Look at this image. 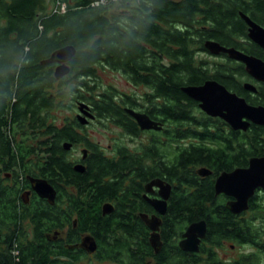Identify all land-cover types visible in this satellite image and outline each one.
<instances>
[{"label":"trees","instance_id":"16d2710c","mask_svg":"<svg viewBox=\"0 0 264 264\" xmlns=\"http://www.w3.org/2000/svg\"><path fill=\"white\" fill-rule=\"evenodd\" d=\"M93 2L0 0V264H78L62 242L54 244L44 235L65 222L71 226L74 216L80 231L98 238L104 258L124 259L123 253L134 251L130 260L143 264L135 250L146 249L141 240L146 230L135 208L123 204L104 216L101 203L124 187L131 176L124 172L145 179L144 170L150 174L161 170L181 185L179 207L172 206L167 217V247L157 256L160 263L225 264L214 249L204 247L200 254L190 255L177 248L180 233L200 220L208 223L210 245L235 240L264 254V228L255 222V208L250 211L254 215L239 219L215 198L210 177L201 181L196 174L202 166L215 174L247 167L251 158L264 156V127L252 125L246 132L227 129L222 121L203 114L182 90L215 79L249 103L264 105V86L257 96L240 87L248 77L242 65L204 54V41L215 40L264 58V51L249 42L240 16L264 25V0H119L117 5L108 1L98 6ZM66 46L76 50L71 60L74 74L58 80L54 68L43 62ZM99 66L145 87L150 114L166 123L164 151L154 144L150 165L126 154L119 161L108 160L93 147L86 171L74 170L63 144L82 141L78 131L83 127L74 117L61 121L59 111L85 103L98 119L117 120L122 114L119 105L132 103L129 98L116 101L118 90L100 85ZM69 90L75 94L73 105L66 104ZM157 150L165 152L164 159L156 157ZM26 175L56 187L59 201L64 197L70 201L68 212L52 216L48 206L24 208ZM69 186L80 195L67 194ZM140 187L134 185L133 191ZM244 264L256 263L250 259Z\"/></svg>","mask_w":264,"mask_h":264},{"label":"flooded vegetation","instance_id":"af4514ba","mask_svg":"<svg viewBox=\"0 0 264 264\" xmlns=\"http://www.w3.org/2000/svg\"><path fill=\"white\" fill-rule=\"evenodd\" d=\"M248 17L251 19L250 16ZM251 20L264 29L263 24L258 23L253 19ZM243 21L247 25L249 42L256 45V47H258L260 50L264 51V48H262L261 46H259L258 44H256L249 38V25L244 19ZM207 41L206 40L204 41V46ZM211 41H215V40H211ZM228 48H235V47H228ZM239 51L244 54H247L243 50H239ZM204 54L208 57H213V58L216 57L218 59L222 58L220 56H223L225 57L223 58L224 60L225 59L231 60L230 62L232 63H237V64L242 65L248 77H247V80L241 82L240 87L247 93H250L254 96L260 95L261 87L264 86V81L256 79L253 76H251L247 72L246 65L244 63L240 61L232 60L226 54L212 55L208 50H207V53H204ZM250 56H254L264 63V58L262 56H259V55H250ZM45 62L46 61L43 62L44 65L50 66V67L52 66V68H54L53 73H54V77L56 78V75H55L56 70L59 66L62 65V63L60 62L45 63ZM71 63L72 62L67 63L71 69L70 73L60 79L58 78L56 79L61 80L71 74H74L72 72L73 70H72ZM122 76L124 75L122 74ZM208 81L218 82L219 84L224 86L230 93L235 94L239 98L244 99L250 106L257 107V108L258 107L264 108V105L262 104L253 105L249 103L246 97L240 95L235 90L228 88L226 85L222 84L221 82L215 79H208L203 84L195 85V86H203ZM247 84L254 86L256 91H251L247 89L246 88ZM134 87L135 89L130 90L128 93L124 91H119V90L115 91L116 101L122 102L124 98H129L130 102H132L131 104L124 105V106L119 105L122 110L121 118L116 116L117 120H112L111 118L110 119L109 118L98 119V115L94 111H91L90 109L91 114H93L95 118L93 120L90 119L89 124L82 126L83 128L78 131L79 134L81 135L82 141H80L77 145L73 144V147L71 148V150L68 151L70 152V158L72 160L71 162H73L72 164L74 167L77 164H83L85 165V167H87L86 161L92 154L93 147L104 158L108 160L119 161L123 157V154H126V155H130L131 157L135 156L137 158L143 159V162L146 165L148 164L150 165V162L153 161L150 156V148L154 147V144H157V146H159L158 148H160L161 151H164V144L166 140L165 139L166 123L163 122L158 117H155L154 115L150 114V111L148 110V102L145 101L144 99L145 95L149 93L148 90L142 86H134ZM194 101L198 103V107L203 114H205L206 116L210 118L218 119L222 121L223 123H225V128L231 129L234 132H237V131L246 132L244 130H234L224 119L220 117L209 116L206 112H204L201 109L200 102L196 100ZM77 108H78V113H76V117H75L76 119L78 115L80 114L79 107L77 106ZM130 111L140 114V115L147 116L152 122L162 125V129L161 130L142 129L137 118ZM94 123L106 129H113V133H112V136L109 138V144L107 145V147L103 146L100 143H94V142L88 141L85 134L82 133L85 131L88 125L94 124ZM252 125L264 127V125H257L251 122L248 130L250 129ZM87 143L89 144V146ZM160 150H157L156 157L158 159L159 158L164 159L165 152H163L164 153L163 155L160 152ZM79 151L81 154L80 156H78L79 153L78 155L75 154L76 152H79ZM84 151H86V155L83 154ZM84 156L86 157L84 158ZM263 157L264 156L254 157V158H263ZM250 161H249V164H250ZM249 164L247 167L246 166H241V167L235 166L231 170L230 169L221 170L219 174H215L213 170L207 169L206 166H202L196 169V174L198 175L201 181H204L210 177V181L213 184V189L215 192V198L219 199L220 203L230 213H232L236 217H239V219L244 216L245 217L249 216L251 208H255V209L258 208V210H261V209L264 210V188L262 187L257 188L254 192V195L249 198V201H248L249 209L248 210L235 214L231 212L230 207L232 206L233 203H236L238 199L233 196L227 195L225 193L217 194L216 185H217L218 179L220 178L222 174H232L236 170L246 169L249 167ZM144 172H146L145 179H141V178L139 179L138 175L137 177H134L130 171L124 172V174H131V176L127 177L124 180V184H123L124 187L118 193H116L114 197L111 198V200L104 201L101 203L102 213H103V208L106 205H110L112 207V212L106 215L103 214L104 216H109L113 214L115 210L119 206H122L123 204L126 205V208H129V209L135 208V216L136 218H139L144 230H146L144 233V236L141 238V240L143 241V245L146 247V249L145 250L136 249L135 254L141 256L143 264H163V263H160V259L157 256L161 255L164 252L165 248L167 247V239H166V233H165L167 217L169 215V210L172 206L179 207L180 200H181V185L176 179L167 178L161 170L151 171V174L149 171L147 172L146 170H144ZM6 177L8 179L12 178L10 174L7 175ZM31 178L35 179V177L31 175H26L25 177L27 183L25 181V187L21 195L22 206L24 208L26 207V209L31 210V208L33 206L35 207V205L48 206L49 212L52 214V216L53 215L58 216L60 215L62 211L64 213L68 212L67 207L71 205L70 201L69 200L67 201L68 198L64 197L62 201H59L58 198H59L60 191L58 192L56 187H54L53 185L52 186L56 191V198H55L54 203L49 202L47 199L41 198L33 190ZM40 179H43V178H40ZM139 184L141 185V187L139 188V191H133V186L135 185L138 187ZM65 190L67 194L69 195L72 194L77 197L78 195H80L79 192H77L76 188L73 186L66 187ZM78 205L82 206V203L78 202ZM161 211H164V212H161ZM115 221L119 222L121 220L116 219ZM147 221L149 222L152 221L153 225H158V229L155 231L152 230V228L150 227V224H148ZM200 221H203V220H200ZM200 221L189 224L186 227V229H184V231L180 233V237L178 238V240L176 239V246L181 251L189 253L190 255L200 254L204 247H206V249L215 248L216 250L214 251L217 257L218 250L221 247L216 248L214 247L216 245H210L208 242H206L207 237H208V223L206 220L204 221L207 224V234H206V237L200 241L199 252L184 251L181 248V242L184 240L183 235L186 233L188 227ZM28 231L31 233H33L34 231V227H32L30 222H28ZM154 234H157L159 236V241H158L159 247H157V249L152 243V237ZM44 235L49 242H52L54 244L55 243L58 244L62 242L64 244L65 249L69 251V254L70 255L72 254V257L78 258V264H133V262L130 260L129 257L132 254H134V251L133 253H131L130 251L127 252L126 254L123 253V255L125 256L124 259L121 258L122 256L120 257L110 256L109 257L108 255H107L109 257L108 259L104 258L103 255H105L104 254L105 250L102 248V244H100V241L98 240V238L94 234H92L90 231H80L79 230V218L77 216H74L71 226H70V223L65 222L63 226L61 227L57 226L55 228H51L49 231H46ZM70 236L71 237L73 236V238L71 239L72 240L74 239L73 240L74 243H72L73 241L69 239ZM222 240L229 241L228 239H222ZM231 241H233L236 245H240L239 242L235 240H231ZM92 245L95 247V250L93 251L90 250V247ZM234 247L235 246L232 245V248ZM132 249L134 250L133 246H132ZM64 257H70V256L67 255ZM103 259H106V260H103ZM217 259L225 264H244L245 263L239 260L238 261L237 260L235 261L222 260V259H219L218 257ZM243 260H245V257H243ZM193 262L194 261H191V264H193Z\"/></svg>","mask_w":264,"mask_h":264},{"label":"water","instance_id":"95a60500","mask_svg":"<svg viewBox=\"0 0 264 264\" xmlns=\"http://www.w3.org/2000/svg\"><path fill=\"white\" fill-rule=\"evenodd\" d=\"M241 17L249 25V38L264 48V29L253 22L247 15L241 13ZM205 48L212 55L226 54L230 59L240 61L246 65L247 72L256 79L264 81V63L254 56H250L240 52L235 48H228L215 41H207ZM76 50L72 46H66L58 50L45 63H62L56 70V78L60 79L70 73V67L67 63L71 62L75 56ZM246 88L251 91H256L255 87L247 84ZM183 92L193 100L200 102L201 109L209 116L220 117L224 119L234 130L247 131L250 123L264 125V108L250 106L244 99L230 93L224 86L215 81H208L203 86H187ZM80 114L77 117L80 125L89 124L90 119L95 117L90 112V107L85 103L79 104ZM138 120L142 129L161 130L162 125L152 122L147 116L140 115L130 111ZM246 120V121H244ZM73 144L64 143L63 148L66 151L71 150ZM86 155V151L83 153ZM86 156H84L85 158ZM75 171L84 173L86 167L83 164H77L74 167ZM33 190L44 199L54 203L56 191L51 184L45 179L31 178ZM264 188V157L253 158L250 161L249 167L246 169L236 170L232 174H222L217 181V194L225 193L238 199L230 207L231 212L238 214L249 209V198L254 195L257 188ZM112 207L106 205L103 208V214H110ZM164 212V211H161ZM152 230H157L158 225H153L152 221H147ZM207 224L200 221L188 227L183 235L184 240L181 242V248L184 251L199 252V244L206 237ZM159 236L154 234L152 243L155 248L159 247ZM90 250H95L92 245Z\"/></svg>","mask_w":264,"mask_h":264},{"label":"rangeland","instance_id":"374dc122","mask_svg":"<svg viewBox=\"0 0 264 264\" xmlns=\"http://www.w3.org/2000/svg\"><path fill=\"white\" fill-rule=\"evenodd\" d=\"M109 1V0H108ZM115 5H117L119 3V0H113ZM106 5L107 1H104L102 3L101 0H95V5ZM202 57H205V55H203ZM96 75L97 78L99 79L100 85L102 87H113L116 90L119 91H124V92H129L130 90H134L135 87L134 85L130 82L129 78L126 77L125 75L122 76L121 73L113 71L109 68L106 67H96ZM69 96L67 97L66 100V104L68 105H73L74 104V97L75 94H72V92L69 90ZM71 93V94H70ZM60 112V113H59ZM58 113V118L62 121L64 118L68 117H76V113H78V109H74V110H60ZM83 134H85V136L87 137V140L90 142H94V143H100L103 146L107 147V145L109 144V138L112 136L113 133V129H106L96 123L94 124H90L87 126V128L85 129L84 132H82ZM79 153V155H78ZM76 155L80 156V151L75 153ZM256 216H255V222L257 223V225H259V228H264V210H258L255 209ZM253 214V213H250ZM254 215V214H253ZM250 216V215H249ZM245 217V216H244ZM263 223V224H261ZM264 238V236H263ZM219 245V246H218ZM232 245H234L235 247L232 248ZM214 247H221L218 250V258L222 259V260H231V261H235V260H239L245 263H248V260L251 259V261H254V263L256 264H264V254L255 251V248H251L248 245H236L233 241L229 240H220L218 242V244ZM214 250H216L214 248ZM251 254H254L253 257ZM249 256V259H247L246 256ZM243 257H245L246 259L243 260Z\"/></svg>","mask_w":264,"mask_h":264},{"label":"built area","instance_id":"2783aa9c","mask_svg":"<svg viewBox=\"0 0 264 264\" xmlns=\"http://www.w3.org/2000/svg\"><path fill=\"white\" fill-rule=\"evenodd\" d=\"M92 1H94L93 3L95 4V0H92ZM102 1V3L104 2V1H107L108 2V0H101ZM109 1H113V0H109ZM100 5V4H99ZM98 6V5H97ZM64 7L65 6H63V9H64Z\"/></svg>","mask_w":264,"mask_h":264}]
</instances>
